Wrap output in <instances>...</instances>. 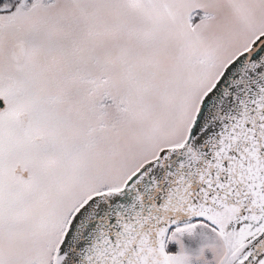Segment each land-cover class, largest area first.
<instances>
[{"label": "snow or ice", "instance_id": "6c2138e0", "mask_svg": "<svg viewBox=\"0 0 264 264\" xmlns=\"http://www.w3.org/2000/svg\"><path fill=\"white\" fill-rule=\"evenodd\" d=\"M0 264H264V0H0Z\"/></svg>", "mask_w": 264, "mask_h": 264}]
</instances>
